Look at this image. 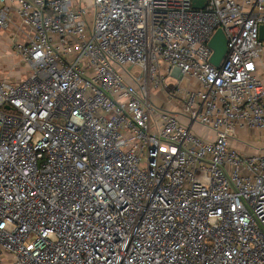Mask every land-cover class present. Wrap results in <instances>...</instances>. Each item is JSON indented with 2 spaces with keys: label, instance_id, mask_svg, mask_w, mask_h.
Listing matches in <instances>:
<instances>
[{
  "label": "built area",
  "instance_id": "obj_1",
  "mask_svg": "<svg viewBox=\"0 0 264 264\" xmlns=\"http://www.w3.org/2000/svg\"><path fill=\"white\" fill-rule=\"evenodd\" d=\"M194 1L0 0V264H264V0Z\"/></svg>",
  "mask_w": 264,
  "mask_h": 264
},
{
  "label": "rangeland",
  "instance_id": "obj_2",
  "mask_svg": "<svg viewBox=\"0 0 264 264\" xmlns=\"http://www.w3.org/2000/svg\"><path fill=\"white\" fill-rule=\"evenodd\" d=\"M86 3L88 6L91 5L92 0H86ZM85 6V5H84ZM90 15H92L93 11L91 10ZM27 71L26 65L17 57L16 53L14 52V49L12 47V44L10 42L9 33H1L0 34V77L9 78L11 80H18L22 77V79L27 78L25 72ZM177 76H173L171 79L167 80V83H176L178 81ZM159 99H155L157 104L160 105H166L165 98L161 93H158ZM161 98V99H160ZM255 131L253 133H247L245 131H241L238 136L239 138L236 141L237 146L241 151H245L248 153H264V147H262L260 150L253 148V146H250L247 141L246 137L247 135H252L253 137L258 139H264V131ZM201 133L205 134V130H201ZM249 146V147H248ZM252 149H255V151H252Z\"/></svg>",
  "mask_w": 264,
  "mask_h": 264
},
{
  "label": "water",
  "instance_id": "obj_3",
  "mask_svg": "<svg viewBox=\"0 0 264 264\" xmlns=\"http://www.w3.org/2000/svg\"><path fill=\"white\" fill-rule=\"evenodd\" d=\"M196 8H204V1L196 0L193 3ZM260 39L264 41V26L260 28ZM210 48L213 51L211 57V64L215 67H219L225 55L227 53V39L223 30L219 29L209 43Z\"/></svg>",
  "mask_w": 264,
  "mask_h": 264
},
{
  "label": "crops",
  "instance_id": "obj_4",
  "mask_svg": "<svg viewBox=\"0 0 264 264\" xmlns=\"http://www.w3.org/2000/svg\"><path fill=\"white\" fill-rule=\"evenodd\" d=\"M259 76H260V78L262 79V81L264 83V54H263V56H262V58L260 60V63H259ZM157 97H158V93H156L155 99H159ZM155 102H156V100H155ZM259 132L260 131H258L257 133H259ZM251 137H253V136L252 135H250V136L247 135V137H246V141H247V143L250 146H253V148H256L258 150H260L262 147H264V139H260V141H259L258 139L251 138ZM239 147L241 148V146H237L238 149H239ZM239 150H241V149H239ZM252 151H255V149H252Z\"/></svg>",
  "mask_w": 264,
  "mask_h": 264
}]
</instances>
